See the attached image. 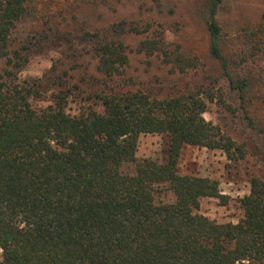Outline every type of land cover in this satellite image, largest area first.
<instances>
[{
  "label": "trees",
  "instance_id": "16d2710c",
  "mask_svg": "<svg viewBox=\"0 0 264 264\" xmlns=\"http://www.w3.org/2000/svg\"><path fill=\"white\" fill-rule=\"evenodd\" d=\"M223 1L201 0L198 11L220 76L167 91L157 77L147 85L125 76L129 35L141 36L136 52L159 58L171 75L202 67L166 41L157 21L121 20L76 35L45 24L17 40L27 0H0V264H264V167L238 200L236 223L197 212L205 198L227 203L217 180L178 171L186 145L231 161L257 147L264 156V127L251 113L262 88L255 64L264 15L237 27L245 45L229 49L218 21ZM58 35L70 43L66 62L44 73L56 91L52 105L36 110L31 98L42 96V78L18 75ZM70 98L87 106L71 113ZM209 106L220 123L204 118ZM146 134L168 136L165 161L137 159ZM250 139L259 140L252 149Z\"/></svg>",
  "mask_w": 264,
  "mask_h": 264
},
{
  "label": "rangeland",
  "instance_id": "374dc122",
  "mask_svg": "<svg viewBox=\"0 0 264 264\" xmlns=\"http://www.w3.org/2000/svg\"><path fill=\"white\" fill-rule=\"evenodd\" d=\"M201 0H27L26 14L14 30L17 40L23 39L28 33L40 30L48 24L57 31L70 32L73 35L86 30L109 28L121 20L132 21L138 25L157 21L164 28L165 39L169 43L179 44L184 52L197 56L202 67L191 71L186 76L171 75L169 68L164 66L159 58L146 57L136 52V46L141 36L129 35L126 45L129 49V63L125 76L133 77L147 85L153 78L164 83L165 90H170V84L179 87L204 83L205 75L221 74L220 65L209 55L208 36L200 16ZM264 15V0H224L223 8L218 15L222 34L230 48L245 45L244 38L236 33V28L248 22L257 21ZM70 43L58 35L49 49L42 53L31 55L26 67L19 73V79L42 78L40 97L31 98L32 107L43 109L53 104L52 94L56 91L44 77L55 61H63ZM79 49L76 47V56ZM90 61L86 55L82 59ZM63 62H66L64 60ZM262 78V88L254 92L252 115L264 127V53L255 64ZM92 68V65L90 66ZM219 84L224 82L219 78ZM151 85V84H150ZM87 104L78 99H69L66 110L77 113ZM100 109V108H96ZM206 120L213 123L221 122L217 107L209 106V111L203 114ZM259 140H249V149ZM168 150L167 135H140L136 157L153 159L158 162L166 160ZM261 147L249 151L243 159L231 161L220 150H208L202 147L186 145L182 148L178 161V171L182 174H192L208 177L219 182L222 195L228 197L226 204L219 199L205 198L200 201L197 212L218 223H236L242 217L238 200L249 192V180L259 176L264 167ZM127 167V171L131 170ZM167 199V196L161 198Z\"/></svg>",
  "mask_w": 264,
  "mask_h": 264
}]
</instances>
